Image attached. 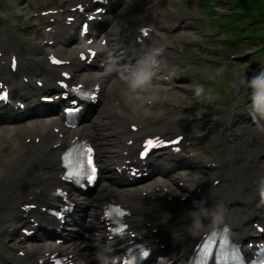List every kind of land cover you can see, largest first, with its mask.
I'll return each mask as SVG.
<instances>
[{
    "label": "rangeland",
    "instance_id": "obj_1",
    "mask_svg": "<svg viewBox=\"0 0 264 264\" xmlns=\"http://www.w3.org/2000/svg\"><path fill=\"white\" fill-rule=\"evenodd\" d=\"M144 1V0H143ZM142 1V2H143ZM209 1V0H208ZM212 1V0H210ZM183 3H185L184 6L181 7L182 14L181 12V18L185 19L186 16L188 17L189 15L187 14V10L191 9H197L199 8V2L200 0H182ZM146 8L147 10L143 9L142 7H139V0H126L122 5L120 6L121 9L129 8L130 12L133 9L132 13L139 19L142 20L143 22H151L153 21V17H165V7L168 5H171L173 3V0H146ZM154 9V11H152ZM156 10V11H155ZM219 14H226V10L224 9L223 5L221 8L218 9ZM161 13V14H158ZM120 14V11L115 14V17ZM169 17V16H168ZM237 19H234L232 24L236 22ZM204 22V23H203ZM210 21L206 20L202 21V23L198 22H189L187 23L188 25L184 24L186 28H183L179 33L172 34V38L176 39H182V40H198L201 42L203 39L207 38L206 32H212V36L214 37V31H210L208 29ZM188 26V28H187ZM26 28V26H23ZM264 32V30H263ZM218 38V37H217ZM217 38L215 41H212V44L210 46V49H214L216 51L219 50V48L224 51V48L222 45L217 41ZM245 40L240 41L235 48V52L232 53V57L229 60H225L223 62L224 66H221L218 68V73H217V67H214V71L212 73H209L207 70V67L205 69H202L199 67L200 73H202L200 80L207 81V83H213L216 85L218 94L220 91L223 89L224 94L223 95H218L216 92H212V95L214 94V99L213 96L212 98L209 96H206L211 100V106L208 107L203 113V115L207 118L208 115H210V120L212 126L210 127V133L214 134L215 125H219V121L221 117H225L228 115V112L230 111V108L232 109V104L234 99L237 97L239 98V101L243 104V107H249L251 104V92L252 89L248 85V80L252 76L258 74L262 69H264V54L260 53L258 49H255L253 46H244L243 49V44ZM241 47V49L239 48ZM259 52V53H258ZM225 59V58H224ZM203 63L208 66V65H213L212 61H205L202 60ZM215 64V63H214ZM211 69V67H210ZM252 74H247L248 71H252ZM245 75V76H244ZM235 77L239 79V86H238V93L234 94V88H235ZM181 89V88H180ZM185 90L183 89L180 93L178 94H183ZM177 93V92H176ZM188 94L184 93L183 96H186ZM187 100V104L182 110L178 111L176 114L179 115H187L189 118H191L193 113H187L186 110L190 109L194 105V102L189 100L188 97H185ZM242 104H240V107H238L236 110H234V113L238 114L239 112L242 113L244 112L243 109H240L242 107ZM190 106V107H189ZM213 106H218L221 108L220 111L216 112V114H209V113H215L214 107ZM251 109V107H249ZM152 111V110H151ZM103 117V120L107 123V112L101 115ZM113 131L112 128L108 129V133H111ZM225 131H221L218 137L222 138V143H224V140L226 138L225 136ZM241 140L242 139H250V137L255 136L257 133L254 132L252 134L245 132V133H240ZM237 141V138L234 140V142ZM114 143H116V138L114 137ZM224 146V145H223ZM228 149L224 150V153ZM180 172H186V171H180ZM178 172V173H180ZM192 173L198 174L200 177H203L206 174V171L201 168V165L197 167Z\"/></svg>",
    "mask_w": 264,
    "mask_h": 264
},
{
    "label": "bare ground",
    "instance_id": "obj_2",
    "mask_svg": "<svg viewBox=\"0 0 264 264\" xmlns=\"http://www.w3.org/2000/svg\"><path fill=\"white\" fill-rule=\"evenodd\" d=\"M124 11L127 12V11H129V9H126ZM133 17L134 16L132 15V11H131L128 13L127 16H125L124 18H121L120 21L126 20V19H132ZM138 25H140V23ZM118 34H119L120 42L124 41L125 40L124 31L118 32V30H117V32H116V31H114V29H112L111 34H109L111 37H114V38H112V42H114L113 43L114 48L116 47V40H117V37H115V36H117ZM127 47H128V50L130 51V48L132 47V45L127 44ZM141 48H143V50H149L150 45L148 43H146V44L142 45ZM138 51H142V50L141 49L136 50V51H134V53H137ZM60 53H61V55H64V58H66V59H69L70 57H72V54H70L68 51H66L65 53H62L60 51ZM66 69H69V72L71 71L72 74H73V72H74V74H76V72L79 69H81V67L78 65H74V63H70L69 67L68 68L66 67ZM44 73L47 74L46 75L47 78H51V77L56 76V72L47 68V67H44ZM73 77H74V75H73ZM93 78L94 77L86 76V75L83 77V79L85 81H89ZM97 79H100V76H98ZM119 79H120L119 77H118V80L113 79L110 85H109V83L104 81L103 85L109 86V88L115 87L117 84V81L119 82ZM119 97L121 98V96H119ZM121 104H123L122 101H121ZM107 107L110 108V110H111L112 105L109 104V105H107ZM121 113H122V115H125V117H127L128 119H131V121H138V123L141 124L142 131H146L145 128L147 125V121L142 119L145 117H138L137 118V117H133V116H126L124 111H121ZM103 123L104 122L101 120V117L98 116L96 118L95 122H93V125H96L99 128L100 127L103 128L104 127ZM50 124H51V122L47 123L44 126V129L42 132V136H43L44 141L40 144V146L38 147V150H37V158L40 161L48 159V158L53 159L54 155L57 151V150L51 149V145L56 143V138L51 132L48 131V126ZM165 131H167V129H165V128H162V129L156 128V129L152 130V133L160 135V134H163ZM97 132L92 131V136L98 137L97 141L101 145L102 152L108 153V151L105 149V148H107L105 146L106 136L102 133L97 134ZM137 134L138 133L129 134L127 131H123V136H122L123 148L126 145L127 140H129V139L133 140V142L138 141L139 135H137ZM3 142L9 148L15 149V145H13V143L10 142V139H4ZM129 150L131 151V149H129ZM110 155L113 156V153L111 152ZM116 156H119V158H121L120 154H116ZM162 170H163V172L166 171V169H162ZM53 181H54V177L50 174L47 176H42V178H40L37 175V178H36V182L38 183V187L41 190V193L43 191L49 189L50 185L52 184ZM112 189H113V187L108 186L107 183H102L98 189L97 195H99L100 193H103L104 195H106L107 193H110L111 191H113ZM142 190H146V187H143ZM174 190H178V189L169 188L168 195H170L172 198H175V193H177V192H174ZM135 191H136L135 189H122V190H115V193H117L121 198H128L130 195L135 194ZM10 195H11L12 200L16 201L18 199V192H13ZM135 205H137V203H135ZM143 206H144V203L142 202L140 204L139 209H141ZM190 207H191L190 204L188 206H184V207L180 208L176 214H184L186 211L191 210ZM143 211L149 212L150 217L155 221L162 218V213H160V211L154 205L147 204L143 208ZM185 215H184V217H185ZM218 215L221 217V219H219L218 221L222 220L223 216L220 213H218ZM84 216L90 218L91 213L90 214H88V213L84 214ZM213 216L210 217L211 221H213V219H212ZM165 219L166 220H161L159 222H156L157 228H159L160 230H162L164 228H168V229L174 228L176 231L167 233L165 239L171 241L176 246H178L181 242L187 243V237L189 239H193L192 237L195 236L197 233H199L201 231V229L203 228V224H202L201 227L199 228V230L193 231L192 230L193 224H190L189 226H183L182 222L184 219L182 220L181 218H178V217L170 219V218H168V216H166ZM218 221H215V222H218ZM90 224L91 223H89L88 225H90ZM81 225H82V223H81ZM83 226L84 225H82L80 231H77L74 234H72V235H74L75 240L72 244L73 246L69 247V249L72 251H75L77 254H79L78 258H79L80 264H93L94 262H96V257L94 255H92L90 248H94V246L95 247L97 246V240H96V238L91 237V242H90L91 244L87 245L86 243H84L82 241V239L84 236L87 235L88 230H87V228H84ZM90 232H91V234H90L91 236H93L95 233H97V231L94 229H90Z\"/></svg>",
    "mask_w": 264,
    "mask_h": 264
},
{
    "label": "clouds",
    "instance_id": "obj_3",
    "mask_svg": "<svg viewBox=\"0 0 264 264\" xmlns=\"http://www.w3.org/2000/svg\"><path fill=\"white\" fill-rule=\"evenodd\" d=\"M162 49H153L137 60L134 69L124 76L125 87L120 91L124 106L133 117H150L153 115L151 105L158 99L156 95L157 86L153 84L154 77L160 66L157 59L162 53ZM248 85L252 89V106L250 116L256 130L264 133V69L248 80ZM197 96H200L204 89L202 86L195 89ZM202 202H194V205ZM206 212L203 208L200 213L191 212L189 215L195 221L192 226L193 231L199 230L202 221L197 216ZM169 217L171 214H168ZM213 221H218L221 217L217 214L212 217Z\"/></svg>",
    "mask_w": 264,
    "mask_h": 264
},
{
    "label": "trees",
    "instance_id": "obj_4",
    "mask_svg": "<svg viewBox=\"0 0 264 264\" xmlns=\"http://www.w3.org/2000/svg\"><path fill=\"white\" fill-rule=\"evenodd\" d=\"M248 1L259 3L261 0H248ZM252 8H255L254 10L256 11L255 13H256L257 19L259 21H261L262 23H264V18H263L264 14L261 12L262 11V7L260 6V8L258 10H256V7H254V6Z\"/></svg>",
    "mask_w": 264,
    "mask_h": 264
},
{
    "label": "snow or ice",
    "instance_id": "obj_5",
    "mask_svg": "<svg viewBox=\"0 0 264 264\" xmlns=\"http://www.w3.org/2000/svg\"><path fill=\"white\" fill-rule=\"evenodd\" d=\"M150 143L151 142H149V144ZM89 163H90V161H89ZM211 243H212V236H210L208 240H206V241L203 242V249H204V251H206V252L208 251V248L210 247ZM217 264H221V261L219 259L217 260Z\"/></svg>",
    "mask_w": 264,
    "mask_h": 264
}]
</instances>
